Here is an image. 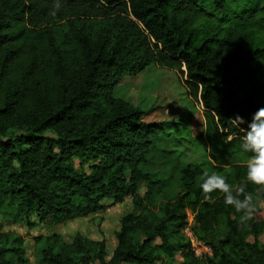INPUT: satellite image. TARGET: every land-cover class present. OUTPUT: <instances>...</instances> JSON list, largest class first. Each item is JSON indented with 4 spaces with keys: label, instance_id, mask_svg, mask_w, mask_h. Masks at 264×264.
<instances>
[{
    "label": "trees",
    "instance_id": "obj_1",
    "mask_svg": "<svg viewBox=\"0 0 264 264\" xmlns=\"http://www.w3.org/2000/svg\"><path fill=\"white\" fill-rule=\"evenodd\" d=\"M151 65L180 73L203 108L208 171L245 182L251 154L238 138L264 107V0H0L2 221L51 228L130 198L109 258L104 240L52 233L32 238L40 264H264V221L241 226L222 193L205 200L204 166H181L170 187L160 173L176 166L146 169L174 123L144 122L113 91ZM237 115L245 123L233 128ZM247 191L258 214L264 192ZM188 213L211 256L182 234ZM12 260L29 264L25 241L0 224V264Z\"/></svg>",
    "mask_w": 264,
    "mask_h": 264
},
{
    "label": "rangeland",
    "instance_id": "obj_2",
    "mask_svg": "<svg viewBox=\"0 0 264 264\" xmlns=\"http://www.w3.org/2000/svg\"><path fill=\"white\" fill-rule=\"evenodd\" d=\"M113 96L140 109L146 123H174L166 126L157 141L156 150L151 152L145 165L147 170L153 172L161 170V166H176L172 174L169 172L170 175L168 172L160 173L162 179L167 180L168 187L175 186L181 166L199 163L207 171L210 169L211 163L205 155L204 141L201 138L204 110L188 96L180 73L151 65L136 76H126L114 88ZM143 192L142 188L140 193ZM131 210V200L126 198L118 205H112L110 200L105 201L101 212L51 228L40 226L28 231L25 225H12L8 221H2L1 217L0 224L4 232L24 239L29 264H40L32 238L52 233L59 234L65 242H70L76 234L91 240H104L109 258L117 243L115 233L119 229L120 219ZM179 261V255H174L173 262ZM12 264H15L14 260Z\"/></svg>",
    "mask_w": 264,
    "mask_h": 264
},
{
    "label": "clouds",
    "instance_id": "obj_3",
    "mask_svg": "<svg viewBox=\"0 0 264 264\" xmlns=\"http://www.w3.org/2000/svg\"><path fill=\"white\" fill-rule=\"evenodd\" d=\"M60 4H55L51 15L56 14ZM233 128H239L245 121L242 117L236 116L230 119ZM240 131H244L240 129ZM239 150L246 156V180L239 184L228 183L227 177L215 171H205L200 177L202 181L200 188L204 199L211 202L212 193L219 192L223 194L224 203L240 213L239 224L250 228L252 221L258 211L257 202L252 192L247 191V185L250 183L264 192V107L258 109L248 124V130L243 136L238 138Z\"/></svg>",
    "mask_w": 264,
    "mask_h": 264
},
{
    "label": "built area",
    "instance_id": "obj_4",
    "mask_svg": "<svg viewBox=\"0 0 264 264\" xmlns=\"http://www.w3.org/2000/svg\"><path fill=\"white\" fill-rule=\"evenodd\" d=\"M193 216L188 213L187 214V224L182 229V234L185 238H187L191 244V248L196 257L202 258L203 256H211L212 250L211 248L206 245L203 241H200L195 237L191 230Z\"/></svg>",
    "mask_w": 264,
    "mask_h": 264
},
{
    "label": "crops",
    "instance_id": "obj_5",
    "mask_svg": "<svg viewBox=\"0 0 264 264\" xmlns=\"http://www.w3.org/2000/svg\"><path fill=\"white\" fill-rule=\"evenodd\" d=\"M258 220L264 221V200L260 203V212L256 215ZM261 243H264V233L258 238ZM249 242H253V238H248Z\"/></svg>",
    "mask_w": 264,
    "mask_h": 264
}]
</instances>
